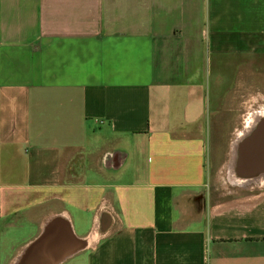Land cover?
Segmentation results:
<instances>
[{
    "label": "crops",
    "instance_id": "0c3cea01",
    "mask_svg": "<svg viewBox=\"0 0 264 264\" xmlns=\"http://www.w3.org/2000/svg\"><path fill=\"white\" fill-rule=\"evenodd\" d=\"M244 88L264 0H0V264H264V190L201 201Z\"/></svg>",
    "mask_w": 264,
    "mask_h": 264
},
{
    "label": "rangeland",
    "instance_id": "374dc122",
    "mask_svg": "<svg viewBox=\"0 0 264 264\" xmlns=\"http://www.w3.org/2000/svg\"><path fill=\"white\" fill-rule=\"evenodd\" d=\"M255 90L244 88L232 91L229 97L222 99L223 105L210 118L207 183L201 196V201L206 206L221 201L237 200L264 190L241 189L231 182V175L229 178L231 145L236 138L237 130L246 125L248 114L252 110H259V107L264 105V95L259 97Z\"/></svg>",
    "mask_w": 264,
    "mask_h": 264
},
{
    "label": "water",
    "instance_id": "95a60500",
    "mask_svg": "<svg viewBox=\"0 0 264 264\" xmlns=\"http://www.w3.org/2000/svg\"><path fill=\"white\" fill-rule=\"evenodd\" d=\"M230 167L236 178L242 181L253 182L264 178V118L236 147ZM64 259H59L55 264H60Z\"/></svg>",
    "mask_w": 264,
    "mask_h": 264
},
{
    "label": "bare ground",
    "instance_id": "6f19581e",
    "mask_svg": "<svg viewBox=\"0 0 264 264\" xmlns=\"http://www.w3.org/2000/svg\"><path fill=\"white\" fill-rule=\"evenodd\" d=\"M264 118V109L262 111L256 112L252 115L249 116V118L246 121V125L245 128L243 129V131H240L238 133V135H236V138L233 142V146H232V155H231V160L230 162H232V157L234 156L235 153V149L236 147L239 145V143L241 141H243L249 133H251L254 128L257 126V124ZM232 168V167H230ZM230 175H231V180L238 185H246L248 183H251L252 181H242L236 178L235 174L233 173L232 169H230ZM253 181H257V180H253ZM261 183H264V178H261V180H259Z\"/></svg>",
    "mask_w": 264,
    "mask_h": 264
}]
</instances>
